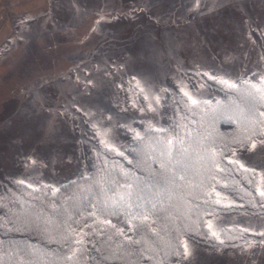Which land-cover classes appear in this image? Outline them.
<instances>
[{"label":"rangeland","instance_id":"obj_1","mask_svg":"<svg viewBox=\"0 0 264 264\" xmlns=\"http://www.w3.org/2000/svg\"><path fill=\"white\" fill-rule=\"evenodd\" d=\"M48 8L46 27L36 21L11 34L9 12L25 18ZM261 45L264 0H0V182L56 189L74 180L81 167L78 131L89 126L104 145L122 150L121 126L159 127L168 80L190 100H208L214 93L190 89L184 73L227 83L251 73L264 79ZM88 48L67 75V56ZM124 78L143 105L131 92L119 96ZM253 144L230 159L256 172L264 194V137ZM206 225L214 235L238 227L257 238L221 251L186 240L191 255L179 264H264V214H222Z\"/></svg>","mask_w":264,"mask_h":264},{"label":"trees","instance_id":"obj_2","mask_svg":"<svg viewBox=\"0 0 264 264\" xmlns=\"http://www.w3.org/2000/svg\"><path fill=\"white\" fill-rule=\"evenodd\" d=\"M7 16L16 36L52 18L49 8L38 16ZM64 30L46 31L39 40ZM11 43L15 48L18 41ZM88 50L67 56V75ZM183 78L190 89L201 85L215 96L193 104L168 80L159 127L121 126L124 149L107 147L89 126L78 131L81 167L74 180L56 189L0 182V264H179L186 240L221 251L257 238L238 227L214 235L206 222L222 214H264L256 172L230 159L264 137V79L251 73L227 83L189 72ZM117 90L143 105L131 79Z\"/></svg>","mask_w":264,"mask_h":264},{"label":"snow or ice","instance_id":"obj_3","mask_svg":"<svg viewBox=\"0 0 264 264\" xmlns=\"http://www.w3.org/2000/svg\"><path fill=\"white\" fill-rule=\"evenodd\" d=\"M211 78V77H210ZM190 99H191V97H189ZM192 103L193 104H196L197 103V101L196 100H192ZM138 135V134H137ZM253 149L256 147V145L255 144H252V146H251ZM33 163H35V161H33ZM21 183H22V181H21ZM209 227H211V225H209ZM184 258L185 259H187L190 255H191V253L189 252V250H188V247H187V245H185V252H184Z\"/></svg>","mask_w":264,"mask_h":264}]
</instances>
